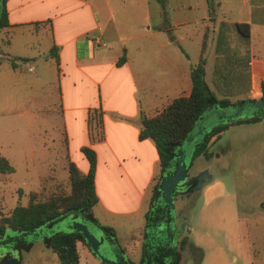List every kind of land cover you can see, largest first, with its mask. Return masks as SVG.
Returning a JSON list of instances; mask_svg holds the SVG:
<instances>
[{"label":"crops","instance_id":"0c3cea01","mask_svg":"<svg viewBox=\"0 0 264 264\" xmlns=\"http://www.w3.org/2000/svg\"><path fill=\"white\" fill-rule=\"evenodd\" d=\"M5 5L8 25L0 29V94L4 95L0 104L11 103L16 89L29 92L24 113L27 123L34 120L38 127L42 151L35 173L61 169L68 176L70 161L87 173L89 162L82 147L93 149L97 201L90 210L97 220L88 213L84 219L90 234L92 228L104 229L101 224L113 231L126 222L130 226L141 216L142 234L137 228L117 248L104 242L113 252L110 258L121 257L126 264L128 260L151 264V259L167 264L166 256L172 252L171 262L179 264L184 249L188 254L197 244L184 233L185 218L178 224L175 213L169 215L168 236L158 240L168 242L177 235V248L171 251L161 243L152 256L147 249L146 226L163 172L154 141L139 136L141 117L155 115L174 97L190 93V71L199 59L206 27L208 89L232 103L260 98L264 0H163V5L160 0H6ZM82 77L95 86L106 81L105 94L95 105H79ZM34 86L42 90L40 99L33 95ZM50 94L61 107L60 123L52 120L57 108L50 105ZM41 231V252L52 250L43 242L47 232ZM183 236L189 240L181 246ZM85 240L87 244L76 241L78 264L104 263ZM32 250L30 246L27 252ZM53 252L56 264H62Z\"/></svg>","mask_w":264,"mask_h":264},{"label":"rangeland","instance_id":"374dc122","mask_svg":"<svg viewBox=\"0 0 264 264\" xmlns=\"http://www.w3.org/2000/svg\"><path fill=\"white\" fill-rule=\"evenodd\" d=\"M105 83L106 81L102 80L95 86L87 78L82 77L79 105L85 103L95 105L105 94ZM52 90L55 91V88ZM33 91V95L40 99L42 90L34 86ZM26 95L28 97L29 92H25V88L16 89L12 94L11 103H7L6 106L0 104L2 107L0 152L9 157L14 167L9 173L0 171V215L8 214L17 204H27L30 198L43 200L54 194H67L71 189L69 176L61 169L38 175L35 173L38 168L36 163L40 159L38 156L42 151L38 141V127L34 125V120L33 124L29 125L27 123L29 117L24 113ZM3 96L0 94V103H3ZM49 101L51 106L57 108L56 113L52 112V120L60 123L61 107L57 101L53 103V94H50ZM253 102L237 105L231 102L218 107L219 112L210 111L206 114L201 119L203 131L210 130L213 125L226 123L231 115L236 118L257 115L258 120L254 122L230 120L232 122L228 127L218 136H212L205 151L193 160L192 152L199 145L200 133H192L194 135L192 139L189 141L185 139L180 145L188 166L187 172L193 174L199 170H206L212 177L204 186L193 187L186 195L188 205L182 213L187 222L184 233L197 244V248H192L188 254L184 249V259L179 264H264V104ZM80 111L83 110L77 111L79 118ZM80 128L77 126L78 130ZM167 173L170 172L164 173L161 178L159 190ZM206 186L211 188L207 189ZM176 187L177 185L172 198ZM176 198H179V195ZM147 202L148 199L145 206ZM168 203L169 196L162 190L153 199L145 237L147 249L151 251L150 256L156 253L155 247L161 243L167 244L171 251L177 248V235L170 236L168 242L158 240L167 237V227H171ZM173 203L178 219L179 213L174 199ZM85 214L83 210L68 211L61 214L53 224L31 230L6 227L0 234V263L15 255L18 264H56V260L52 258L56 257L52 250L41 252L42 246L38 242L39 236L43 233L41 230L48 234L51 228L72 229L71 224L67 225L71 220L82 222L88 227V223L84 222ZM159 214L162 216H158ZM100 220L103 219L100 217ZM142 226L143 218L138 216L130 226L126 222L124 225H118L117 229L114 228V235L102 228H92L90 231L94 235L100 234L98 237L95 235L100 240V249L110 257L113 252L104 242L109 241L113 248H117L120 242L126 244L129 234L135 232L137 228L142 234ZM159 226L161 232L158 231ZM26 245L27 247L29 245V248L32 246L33 250L27 252L29 248H25ZM169 253L166 262L174 264L171 262L172 252ZM146 260L148 262V256ZM153 262L151 259V264H156Z\"/></svg>","mask_w":264,"mask_h":264},{"label":"trees","instance_id":"16d2710c","mask_svg":"<svg viewBox=\"0 0 264 264\" xmlns=\"http://www.w3.org/2000/svg\"><path fill=\"white\" fill-rule=\"evenodd\" d=\"M160 1L163 5V0ZM5 2L6 0H0V29L8 25ZM241 24L242 23H238L240 29ZM208 31L209 29L206 27L199 59L191 67L190 75L192 87L190 93L174 97L155 115H143L141 117L139 136L142 138L150 137L154 141L163 172L161 178L164 173L175 170L178 155L181 152L180 145L198 129V122L210 111L216 112L215 109L218 107L231 103L229 99L219 98L212 93L208 89L204 79L205 57L203 52ZM260 98L263 100L264 104V80L261 81ZM253 101L254 99H241L237 103H234L237 105ZM256 120H258L257 115L232 119V121L235 122H254ZM232 121L229 120L226 123L213 125L210 130L201 132L198 135L200 137L199 145L193 149L191 160L204 152L210 138L213 135L218 136ZM176 148L178 149L175 151ZM82 151L89 162V169L87 173H83L75 163L72 161L68 163V176L71 185L70 192L63 195L54 194L43 200L30 198L27 204L15 205L8 214L0 215V234L4 232L6 227L31 230L42 225H48L56 222L58 217L65 212L80 211L81 209H83L84 213H88L97 220L95 216H93L92 210H90L92 205L97 201V194L94 186L96 155L93 149L86 146L82 147ZM205 154L207 155L208 153L205 152ZM13 168L14 167L10 164L7 157L0 155V171L9 172L13 171ZM160 181L155 185V195L160 192ZM158 216H162V214ZM101 226L114 235L111 226L104 224H101ZM43 234L44 233H42V235ZM186 238V236L181 238V246L186 241ZM79 239L87 244L80 231L69 228L59 229L45 235L43 242L57 253L58 259L62 264H78L76 241ZM25 248H29V245L28 247L26 245ZM128 263L142 264L135 263L132 260H128Z\"/></svg>","mask_w":264,"mask_h":264},{"label":"water","instance_id":"95a60500","mask_svg":"<svg viewBox=\"0 0 264 264\" xmlns=\"http://www.w3.org/2000/svg\"><path fill=\"white\" fill-rule=\"evenodd\" d=\"M253 103H263V100L261 98L256 99ZM235 117H232V115L228 118L229 120L234 119ZM202 120L199 121L198 123V129L193 133V134H199L202 132V126H201ZM191 134L188 138L187 141L192 139L194 136ZM187 163L185 162L183 158L182 152L179 153L178 159H177V164L176 168L173 172L167 173L164 176V179L161 183L160 190L164 191L165 193L168 194L169 196V203L170 204V214L171 217L175 213V206L173 203V198H172V193L177 185V182L184 177H187ZM212 176L207 171H204L201 175H196L194 178H197V182L193 186L194 188H199L204 185L205 182L211 179ZM192 178L188 179L186 178V181H190ZM83 210V209H81ZM171 220V219H170ZM72 226V229L79 230L82 232L83 236L88 240L89 244L91 245L92 250L95 252V254L106 264H126L121 257H118L117 260L105 256L100 250H99V241L98 239L90 234L89 228L82 222L71 220L67 222V225ZM56 230L52 229L49 230V233H53ZM0 264H18L16 256L13 255L9 259H7L5 262H2Z\"/></svg>","mask_w":264,"mask_h":264},{"label":"flooded vegetation","instance_id":"af4514ba","mask_svg":"<svg viewBox=\"0 0 264 264\" xmlns=\"http://www.w3.org/2000/svg\"><path fill=\"white\" fill-rule=\"evenodd\" d=\"M199 155H197V156H199ZM204 171H206V170H202V171L199 170L197 172H194L193 174H190L189 172H187V177H184L177 184V187H176V189L174 191V198L173 199H174V202L176 203L177 210H178V213H179V215H178V224H181L182 219H183L182 213H183V211H185L184 209L188 205V201L186 199V195H188L189 192L192 191L193 186L197 182V178H194V176L201 175ZM186 178H188V179L192 178V179L190 181H186ZM178 195H179V198H176ZM180 249H182V248L180 247Z\"/></svg>","mask_w":264,"mask_h":264}]
</instances>
